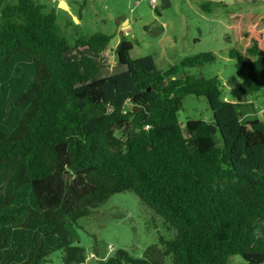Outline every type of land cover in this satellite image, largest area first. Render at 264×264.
Wrapping results in <instances>:
<instances>
[{
  "label": "trees",
  "instance_id": "trees-1",
  "mask_svg": "<svg viewBox=\"0 0 264 264\" xmlns=\"http://www.w3.org/2000/svg\"><path fill=\"white\" fill-rule=\"evenodd\" d=\"M45 7L0 0V264H46L56 250L63 264L85 263L69 225L124 190L175 237L142 257L120 249L104 264H230L235 254L264 264V119H244L218 77L185 72L213 55L161 70L152 55L132 58L124 36L114 53L125 68L99 76L95 56L113 35L72 44L58 31L59 8ZM248 18L228 12L231 56L250 96L264 89V24ZM189 94L207 97L212 120H180Z\"/></svg>",
  "mask_w": 264,
  "mask_h": 264
},
{
  "label": "rangeland",
  "instance_id": "rangeland-1",
  "mask_svg": "<svg viewBox=\"0 0 264 264\" xmlns=\"http://www.w3.org/2000/svg\"><path fill=\"white\" fill-rule=\"evenodd\" d=\"M44 4L48 13L58 7L57 28L74 44L78 37L95 33L113 35L108 50L101 53L99 76L109 75L125 67L116 64L115 48L122 37L133 42L132 58L152 55L158 69L166 70L188 56L209 52L213 61L202 67L186 68L185 72L206 78L218 77L223 95L228 100L253 104L261 119H264V89L247 96L241 89V78L237 73L236 59L231 50L237 40L233 22L228 12L251 14L248 22L264 24V0H68L72 13L81 21L70 23L68 10L61 0H37ZM209 2L211 10L202 7ZM67 4V3H66ZM79 17V18H78ZM73 18V17H72ZM131 20L132 26L124 29L121 21ZM237 24V23H235ZM234 24V25H235ZM128 28V29H127ZM81 50L67 53V57H79ZM213 111L206 96L186 95L179 111L180 120H212ZM70 238L85 249L83 264H99L120 249L142 257L146 249L175 237V229L169 227L154 209L147 205L133 190L112 194L104 203L93 209L88 216L80 217L68 227ZM104 261V262H105ZM240 254L232 255L230 264H245ZM46 264H63L62 250L52 252ZM166 264H171L169 260Z\"/></svg>",
  "mask_w": 264,
  "mask_h": 264
},
{
  "label": "crops",
  "instance_id": "crops-1",
  "mask_svg": "<svg viewBox=\"0 0 264 264\" xmlns=\"http://www.w3.org/2000/svg\"><path fill=\"white\" fill-rule=\"evenodd\" d=\"M66 3H67V5H69L68 0H66ZM69 8H70V5H69ZM70 10H71V8H70ZM79 21H81L80 18H79ZM79 21H76V22L79 23ZM126 22H127L128 28H130L132 26L131 20L129 18H125L121 21V25H122L121 28L122 29H124ZM107 50H108V48L105 51H103L102 53H105ZM100 56H101V54L99 56H97V55L95 56L97 61L100 60ZM101 68H102V66H101ZM242 104L243 105H242L241 109H242L244 119L260 118L258 115V111L256 110V108L253 104H249V103H242Z\"/></svg>",
  "mask_w": 264,
  "mask_h": 264
},
{
  "label": "water",
  "instance_id": "water-1",
  "mask_svg": "<svg viewBox=\"0 0 264 264\" xmlns=\"http://www.w3.org/2000/svg\"><path fill=\"white\" fill-rule=\"evenodd\" d=\"M60 4L62 5L63 9L68 10L71 13L73 19L75 21H77V17L72 13V11L69 8V5L66 4V0H61ZM104 261H105V259H103V258L99 259V264H104Z\"/></svg>",
  "mask_w": 264,
  "mask_h": 264
},
{
  "label": "built area",
  "instance_id": "built-area-1",
  "mask_svg": "<svg viewBox=\"0 0 264 264\" xmlns=\"http://www.w3.org/2000/svg\"><path fill=\"white\" fill-rule=\"evenodd\" d=\"M151 2H152V5H153V7H157V5H156V3H157V0H151Z\"/></svg>",
  "mask_w": 264,
  "mask_h": 264
},
{
  "label": "bare ground",
  "instance_id": "bare-ground-1",
  "mask_svg": "<svg viewBox=\"0 0 264 264\" xmlns=\"http://www.w3.org/2000/svg\"><path fill=\"white\" fill-rule=\"evenodd\" d=\"M64 4V3H63Z\"/></svg>",
  "mask_w": 264,
  "mask_h": 264
}]
</instances>
